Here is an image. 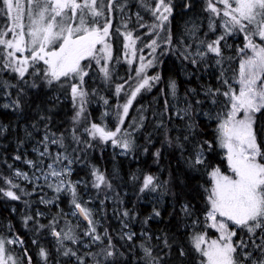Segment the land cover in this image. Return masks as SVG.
Returning <instances> with one entry per match:
<instances>
[{
    "label": "snow or ice",
    "instance_id": "obj_1",
    "mask_svg": "<svg viewBox=\"0 0 264 264\" xmlns=\"http://www.w3.org/2000/svg\"><path fill=\"white\" fill-rule=\"evenodd\" d=\"M0 114V264H264V0H0Z\"/></svg>",
    "mask_w": 264,
    "mask_h": 264
},
{
    "label": "trees",
    "instance_id": "obj_2",
    "mask_svg": "<svg viewBox=\"0 0 264 264\" xmlns=\"http://www.w3.org/2000/svg\"><path fill=\"white\" fill-rule=\"evenodd\" d=\"M237 43H239V41H237ZM147 51V50H146ZM121 75H123V71H121ZM181 81L183 80V77H180ZM183 88V85H182ZM156 95V91L155 89L153 90L152 93H145L144 94V99L141 100V103H149L152 101V97ZM135 114V112L133 111V115ZM14 120V117H6L2 114H0V121L3 122H8V120ZM30 150V149H29ZM96 160L95 162L99 164V166L102 169H107L108 171H111V169L115 166V167H119L122 168V175L126 174L130 169H135L137 167V162L130 160V159H126L120 156H117L115 160L112 159V150L108 149L107 151L104 152L103 157H101V154L99 151L94 153ZM123 192V190H121ZM129 196H131V192L129 190ZM109 216L112 215L111 211H109L108 213ZM111 223L113 224V226H116V220L115 218H113L111 220Z\"/></svg>",
    "mask_w": 264,
    "mask_h": 264
}]
</instances>
